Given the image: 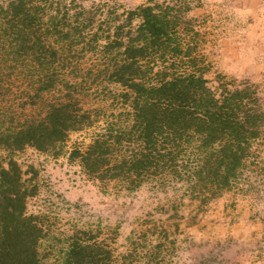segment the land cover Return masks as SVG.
Returning <instances> with one entry per match:
<instances>
[{
	"label": "rangeland",
	"instance_id": "obj_1",
	"mask_svg": "<svg viewBox=\"0 0 264 264\" xmlns=\"http://www.w3.org/2000/svg\"><path fill=\"white\" fill-rule=\"evenodd\" d=\"M11 1L0 5L6 9ZM27 1L37 8V35L17 23L10 27L11 16L0 8V176L11 161L20 169L26 215L43 230L41 264H65L75 243L92 245L100 264H264V138L222 189L194 185L193 169L203 161L194 143L176 157L177 172L165 159L141 176L102 179L73 157L98 139L111 140L114 160L138 144L137 133L124 131L132 125L130 90L113 71L124 59L119 27L136 29V18L126 25L128 13L144 5H189L183 17L191 23L183 32L193 39L210 86L220 92L254 85L264 110V0ZM53 14L56 29L48 23ZM70 100L77 105L68 110L88 112L90 125L54 149L14 148L17 131ZM120 133L122 148L112 143Z\"/></svg>",
	"mask_w": 264,
	"mask_h": 264
},
{
	"label": "trees",
	"instance_id": "obj_2",
	"mask_svg": "<svg viewBox=\"0 0 264 264\" xmlns=\"http://www.w3.org/2000/svg\"><path fill=\"white\" fill-rule=\"evenodd\" d=\"M27 3L14 0L6 9L1 5L0 8L11 16V21H7L10 27L17 23L22 31L31 29L37 35V8ZM190 11L186 4L179 10L170 5H144L128 13L126 25L131 27L136 18L140 22L136 29L131 27L125 32V24L119 27L122 37L116 42L123 48L124 59L113 74L117 82L130 90L125 97L132 99V125L124 131L130 136L137 133L138 144L129 145L128 155L123 153L116 160L112 158L109 138L98 139L84 154L75 151L73 157H81L91 175L98 174L102 179L110 173L111 178L122 174L141 176L150 168H160L165 159L175 169L176 157L185 144L194 143V148L203 155L202 163L193 169L194 185L203 182L228 188L244 160L252 154L253 145L264 138V110L257 87L242 83L223 86L218 92L210 86L200 65L203 59L195 53L193 39L183 32V24L191 23L183 16ZM48 23L56 29L57 17L49 15ZM112 44L108 41L105 48ZM151 62L157 69L149 65ZM151 77L157 78L154 83L148 80ZM72 105L77 104L70 100L51 105L42 120L15 133L14 148L31 146L43 152L54 149L65 142L71 131L90 125V114L69 111ZM121 133L112 143L122 148L125 136ZM9 165L0 176V264H41L38 243L43 230L36 217L26 215L28 191L20 189L17 164L11 161ZM65 264H100V261L94 256L92 245L75 243Z\"/></svg>",
	"mask_w": 264,
	"mask_h": 264
}]
</instances>
